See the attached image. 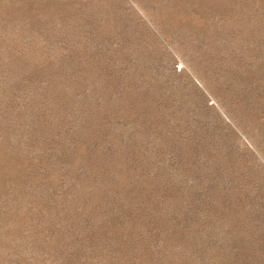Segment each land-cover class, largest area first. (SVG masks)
Returning <instances> with one entry per match:
<instances>
[{
	"label": "rangeland",
	"instance_id": "obj_1",
	"mask_svg": "<svg viewBox=\"0 0 264 264\" xmlns=\"http://www.w3.org/2000/svg\"><path fill=\"white\" fill-rule=\"evenodd\" d=\"M0 264H264V0H0Z\"/></svg>",
	"mask_w": 264,
	"mask_h": 264
}]
</instances>
